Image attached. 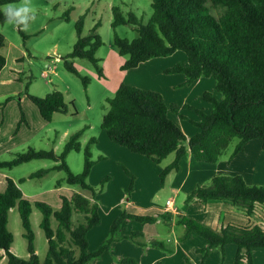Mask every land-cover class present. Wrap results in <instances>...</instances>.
I'll use <instances>...</instances> for the list:
<instances>
[{
	"label": "trees",
	"instance_id": "1",
	"mask_svg": "<svg viewBox=\"0 0 264 264\" xmlns=\"http://www.w3.org/2000/svg\"><path fill=\"white\" fill-rule=\"evenodd\" d=\"M19 1L0 0V8ZM151 6L153 14L148 24H143L134 13L126 16L119 7L113 9L114 29L128 26L138 33V38L134 40L123 39L115 34V46L120 55L129 57L121 69L128 71L153 58L168 57L181 51L185 53L187 62L177 63L167 69L166 74H184L189 85L202 77L214 78L215 93L206 92L202 96L212 106V111L207 113L186 104H172L169 107L162 94L123 83L116 96L107 100L109 109L101 126L109 139L133 153L148 157L156 164H161L174 154L173 162L160 175L162 185L171 172L179 170L180 162L189 150L199 162L215 164L234 139H238V142L230 160L252 140H262L264 148V0H152ZM0 23H6L2 11ZM83 25L84 17H81L76 25L77 42L68 57L87 59L98 68L99 60L95 55L101 46L96 34L99 24L87 37L82 36ZM19 30L22 33V29ZM5 43L6 38L0 34V49ZM5 66L6 58L0 54V73ZM66 66L78 75L72 64L67 62ZM84 83L87 85L88 79ZM217 94H221L222 98L219 99ZM28 97L47 122L52 121L55 113H68L61 91H54L45 97L30 94ZM11 100L12 97H9L4 104ZM181 109L194 110L198 120L180 115ZM170 112L189 120L199 132L188 139L170 117ZM24 122L26 120L22 113L19 126ZM82 134L83 130H80L71 135L61 154L29 148L13 160L0 159V170L12 169L33 160H52L56 163L54 167L40 170L29 178L43 177L52 171H64L66 178L59 181L57 187L65 182L68 186H79L83 191L92 192L91 197L82 193H74L69 198L62 196L61 207L54 209L45 202L29 200L18 185L5 176L6 188L0 192V249L5 250L7 264H88L111 249L125 221L154 224L159 217H165L125 212L113 222L110 238L96 250L90 251L88 235L102 222L99 204L95 200L96 190L87 182L94 166L91 146L96 140L91 139L84 149L85 163L81 174L72 173L66 163L71 152L82 150L79 142ZM194 198L203 202L230 201L236 209L252 216L257 209H264V186L249 185L242 175H216L210 185L198 186L187 197V201ZM33 207L42 213L40 226L48 242L43 262L36 253L35 232L31 222ZM15 208L19 211L24 236L28 241L27 258H21L13 251L14 236L8 225L10 212ZM75 216H83V219L75 223ZM53 219L57 222L56 229L52 228ZM177 224L185 227V237L196 233L206 240L207 246L198 251L203 262L212 251L218 250L221 256L219 264H224L226 246L235 245V264H255L254 249H264L263 226L229 224L217 231L188 216H180ZM139 237L142 234L134 232L127 238L139 246H145V243L137 240ZM149 244L173 252L163 242L152 241ZM119 262L139 264L131 258Z\"/></svg>",
	"mask_w": 264,
	"mask_h": 264
},
{
	"label": "rangeland",
	"instance_id": "2",
	"mask_svg": "<svg viewBox=\"0 0 264 264\" xmlns=\"http://www.w3.org/2000/svg\"><path fill=\"white\" fill-rule=\"evenodd\" d=\"M19 3L20 1L12 4ZM151 3L152 0H32L36 18L31 22L27 31L22 30L21 33L19 28L14 25L0 23V34L4 35L7 42L4 52L8 59L13 60L16 53L19 52L18 50L23 52L21 55L23 59L15 69L13 67L16 71L11 73L10 70H7L8 72H4L0 78V98L12 96V100L16 103L21 102L26 108L31 106L38 112L36 105L29 99V94L45 97L54 91H61L68 107V113H55L50 122L39 116L41 122L34 124L33 137L18 145L13 152L3 153L0 156L1 160H13L19 153H25L29 148L61 154L69 137L83 130L79 139L82 150L71 152L66 158V163L72 173L79 175L83 172L84 149L91 139H95L96 143L91 146L94 166L87 180L88 184L96 190L95 200L100 194L103 195L107 192L108 184L111 183L110 195H113L112 191L118 187L122 189L123 194H120L124 198L132 199L130 196L136 190V178L133 172H138L137 168L129 164L124 156L117 154L115 149L128 150L111 141L101 125L103 117L109 109L107 100L116 96L121 84L132 82L129 76L130 72L121 69L129 57L120 55L115 46V34L128 40L138 38V33L128 26L113 28V9L119 7L126 16L129 13H134L143 24H148L153 14ZM81 17H84L83 37L89 36L93 28L99 24L96 34L101 40V46L95 55L99 60L98 68L87 59L68 57L77 42L76 25ZM182 54L185 55V53ZM178 57V54H174L173 56L159 57V59H161L162 65L168 67L173 66V62ZM67 62L72 64L78 75L67 69ZM9 65L11 66L8 67L12 68V63L9 62ZM85 79H88L87 85L84 83ZM219 95L222 98V95ZM193 114L196 115L195 112ZM257 140L262 143V140ZM237 142L238 139L232 141L227 152L222 156L223 160H226L234 150ZM256 150V147L252 148V151L258 156ZM173 160L174 154L161 164L155 165H157V169L159 167L163 171ZM257 161L256 159L255 166H257ZM263 162L264 159L260 162V169L264 170ZM55 165L56 163L52 160L40 159L12 169H2L0 170V192H4L6 188L4 177L7 176L18 185L29 200L45 202L54 209L61 207L62 196L69 198L75 191L92 195L90 191H83L79 186H68L65 182H62L63 189L57 190V183L66 178L64 171H52L43 177L29 178L38 171L50 169ZM200 165L207 164L201 163ZM162 171L150 187L155 204L160 206L165 204L167 198L174 196L176 191L170 186L176 172L168 176L167 184L161 185L160 174ZM261 178L264 176L262 175ZM127 181L128 186L125 187ZM260 182L255 186H264L262 184L264 181ZM112 198L113 196L108 198L107 206L103 204L107 211L110 210L109 205L112 204ZM174 198L177 207L183 206L182 197ZM96 201L98 202V200ZM127 203L128 201L120 203V215L125 212L130 213L126 208ZM32 213L31 222L35 232V247L38 248L39 257L43 262L48 251V242L40 226L42 213L36 207H33ZM103 213L105 227H107L110 217L105 216L106 211ZM255 218L260 221L258 224L264 227V209H260ZM82 219L83 216H75L74 222L77 223ZM8 227L14 236L13 249L17 256L25 258L24 256L28 254V241L24 236L25 230L17 208L10 212ZM52 228H57V222L54 219ZM253 253L255 264H264V249H254ZM225 262L234 264V257L230 254L226 255Z\"/></svg>",
	"mask_w": 264,
	"mask_h": 264
},
{
	"label": "crops",
	"instance_id": "3",
	"mask_svg": "<svg viewBox=\"0 0 264 264\" xmlns=\"http://www.w3.org/2000/svg\"><path fill=\"white\" fill-rule=\"evenodd\" d=\"M6 44L7 42L5 46ZM5 46L0 49V54L6 58V66L0 73V78H2L4 72H8L7 70H10L11 73L16 71L14 70L15 67H17V64L23 59V56H21L23 52L20 50H18L19 52L16 53L13 60L10 58L8 59L7 54L4 52ZM182 53L181 51L175 53L178 54L179 57L173 62V66L177 63L187 62L186 55ZM9 62L10 64L12 63V68L8 67L11 66ZM173 66L166 67L162 65L161 59L153 58L142 63L137 68L128 70L132 82H125L124 84L131 86L135 85V87L152 90L162 94L169 107L172 104L179 106L186 104L210 113L212 111V106L203 101L202 96L206 92L215 93V79L212 77H202L189 85L187 84V78L184 74H166V70ZM9 97L12 96H8L4 99L0 98V156L3 153L13 152L18 145L30 140L34 135V124L41 122L39 110L37 112L31 106L26 108L23 103H16L14 100L4 104V101ZM217 97L221 99L219 94H217ZM194 112L195 111L191 109H181L180 115H183L187 119L197 121L198 117L196 116V112V115L193 114ZM22 113L25 116L26 122L19 126ZM170 117L180 126L188 139L199 132V129L191 124L189 120L172 112H170ZM255 147L258 156L252 151V148ZM115 151L118 155L124 156L129 164L137 168L138 172H133L136 178V190L130 196L132 199L124 198L122 189L118 187L112 191L113 195H110L111 183L108 184L107 192L97 197L96 200H98L97 203L99 204L102 222L100 225L95 226L88 235L90 251L96 250L110 238L111 226L113 222L121 216L120 203L123 204L125 201H128L126 208L130 211L129 214L154 217L164 215L165 217H159L154 224H143L136 220L125 221L116 235L117 240L112 244L111 249L105 251L100 258L88 264H122L119 261L125 258L134 259L139 264H157L158 262H163V264H189V262L191 264H219L220 252L218 250L212 251L206 261H202V255L198 251L205 248L207 242L196 233H191L189 236L185 237V227L177 224L180 216L195 218L217 231L229 224L247 225L249 227L255 225L261 226V224H258L260 221L255 218L260 209L257 210V214L255 213L252 216H247L242 211L236 209L230 201L212 200L203 202L197 198L189 202L187 201V197L198 186L210 185L212 179L216 175H242L247 184L252 186L258 185V183H261L260 181H264V178H261L262 175L264 176V170L263 168L260 169V162L264 159V148L261 141L257 139L252 140L245 145L242 152L231 160L230 157L233 151L228 155L229 158L227 157L226 160H223L221 157L215 164L205 163L207 165H200L201 163L204 164V162L200 163L196 160L189 150L186 156L181 160L179 170L174 171L176 175L170 185L172 189L176 190L174 196L166 199V202L168 200L173 201L177 210L176 213L166 209V202L161 206L155 204L154 197L150 193L151 185L155 183V179L162 171L159 167L157 169L156 163L146 156L133 153L129 150L126 151L119 148L115 149ZM256 159L258 160L257 166H255ZM170 174L168 176H170ZM166 181L165 184H167ZM262 184L264 185V183ZM127 186L128 181L125 184V187ZM61 189H63V186L57 188V190ZM75 193L82 192L75 191ZM82 194L91 197V195ZM110 196H113V200L111 201L112 204L109 205L110 210L107 211L105 206H107ZM174 197H182L181 201L183 202V206L177 207ZM117 208L118 211H116ZM105 211V216L108 215V217H110L107 227H105L106 223L104 222L105 217L103 212ZM104 227L105 229L103 230ZM134 232L142 234V237L137 238V240L145 243V246H139L127 238ZM152 241L165 242V246L168 249H172L173 252L163 251L150 246L149 243ZM13 251L17 255L14 249ZM236 252L237 247L235 245L226 246V255L230 254L234 257V264ZM36 253L38 255L40 254L38 248H36ZM28 256L29 254L24 257L27 258ZM7 262L5 250L0 249V263L7 264ZM224 264H227V262L224 261Z\"/></svg>",
	"mask_w": 264,
	"mask_h": 264
},
{
	"label": "clouds",
	"instance_id": "4",
	"mask_svg": "<svg viewBox=\"0 0 264 264\" xmlns=\"http://www.w3.org/2000/svg\"><path fill=\"white\" fill-rule=\"evenodd\" d=\"M5 17V22L27 31L32 21L36 18V11L32 0H20L19 4H6L0 8Z\"/></svg>",
	"mask_w": 264,
	"mask_h": 264
},
{
	"label": "built area",
	"instance_id": "5",
	"mask_svg": "<svg viewBox=\"0 0 264 264\" xmlns=\"http://www.w3.org/2000/svg\"><path fill=\"white\" fill-rule=\"evenodd\" d=\"M166 209H167L168 211L173 212V213H176V212H177V210H176V208H175L174 203H173L172 200H168V201L166 202ZM257 210H258V209H257ZM257 210L254 212V214H255V213L257 214Z\"/></svg>",
	"mask_w": 264,
	"mask_h": 264
}]
</instances>
